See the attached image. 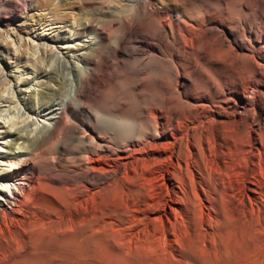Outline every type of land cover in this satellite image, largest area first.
<instances>
[{
	"label": "rangeland",
	"instance_id": "374dc122",
	"mask_svg": "<svg viewBox=\"0 0 264 264\" xmlns=\"http://www.w3.org/2000/svg\"><path fill=\"white\" fill-rule=\"evenodd\" d=\"M133 1L178 37L157 46L131 21ZM133 1H19L35 19L56 20L47 38L91 17L96 79L82 94L69 81L52 121L41 112L52 124L33 138L31 164L0 203V264H264V0ZM240 6L255 7L263 38ZM203 19L219 29L204 34ZM94 35L48 51H77ZM27 43L5 72L31 58ZM110 85L118 111L130 107L129 95L141 103L144 137L124 140L102 127L97 110ZM151 96L161 102L145 103Z\"/></svg>",
	"mask_w": 264,
	"mask_h": 264
},
{
	"label": "bare ground",
	"instance_id": "6f19581e",
	"mask_svg": "<svg viewBox=\"0 0 264 264\" xmlns=\"http://www.w3.org/2000/svg\"><path fill=\"white\" fill-rule=\"evenodd\" d=\"M19 1L20 0H0V203L2 198H6L8 194L13 193V188L16 186V182L14 180L15 175L17 176L24 173L31 164L32 157L29 151L31 142L35 136H38L39 133H41L45 128L47 129V125L52 124L51 121L55 117H58L56 116L58 110L66 103L68 96H70L72 92L74 85L70 83H81L82 94L90 91V88L92 87L91 83L93 79H96L95 71L91 70L89 66V60L91 61L93 57H91V55L96 48L95 40L97 39V35H94L95 29H89V25H87V22H90L91 17L85 18L86 20H83L84 23L82 24H79V22L77 24H73L72 29L68 34L62 36L51 34L47 38V35H45L44 32H48L52 28L51 26L57 23L53 22L56 20L51 22L47 20V18L40 17L35 19L33 13H31V10L27 11L28 9L24 8V6L21 5ZM178 1L177 3L179 4L180 2ZM216 1L220 4L224 3L226 0ZM255 1L257 0H248V4L250 6L256 5L254 4ZM162 2H164V5H166L165 3L170 1L166 2V0H163ZM140 3V1L136 3L133 1V4L131 3V5H134L135 7L131 8V21L138 26L139 30H145L148 32L149 37L154 39V43L160 48L166 41L170 39L172 41L175 39V37H178L176 36L177 30L173 24H170V27L167 30V25L163 23V17L160 16V14H157L158 18H155L152 16V13V17L147 19L146 16L149 15V12H144L142 10L143 4L141 5ZM207 4H209L208 1ZM250 6H240V8L243 10L246 9V12L252 15V22L256 23V29L253 30V32L255 37L257 36L258 38L263 31L261 26L257 25V21L259 20L257 19V15L254 11L255 7L250 9ZM29 8H33V5L29 6ZM168 9L175 13L176 18L181 17L183 14L179 6L173 5L168 7ZM243 10L241 11L245 13ZM100 11L101 9L99 12ZM56 12L57 11H55V15ZM117 12L120 14L121 12H124V10L122 11L120 9ZM23 13L26 15L25 19L24 17L20 16ZM101 14H105L103 10L101 11ZM111 14H116V12L112 11ZM212 14L213 13H211V15ZM171 15H169V18ZM43 16L44 15H42V17ZM44 17H47V15ZM196 17L197 16L194 18L196 19ZM230 18L231 17L229 16V19ZM212 19H215V17ZM246 19L248 20V18ZM167 20L168 19H166V21ZM184 20L186 21L187 18ZM213 21L205 22L204 19L199 21L198 24L200 26H205V29H203L204 34H213L214 27L219 29V26L214 25ZM187 22L190 21L187 20ZM252 22L250 21L251 27L253 26ZM168 23H172V21ZM179 23L181 24V22ZM215 23L217 24V22ZM237 24L238 23H236V26ZM221 30L223 32L226 31L225 28H221ZM242 31L243 34H245L247 32V28L243 26ZM54 32L55 31H52V33ZM85 34H89L90 36L94 35V37H92L89 43H85L82 47H79L77 51L71 49L68 54L64 53L63 48H60L59 51L55 52L51 50V53L48 51V47L49 45H52V43H62L64 46H68L70 42L76 43L77 41H80V39L77 37L79 35L83 37ZM34 35L38 36V39L35 38ZM254 35L250 36L248 41L249 44H252ZM261 38H263L262 35ZM27 39V48L31 51V58H28V61L25 63V65H20L21 62L17 60L16 65L14 67H10L8 72H5V68L3 66V63L5 64V60L14 58L15 55L21 51L22 46L25 45L23 42H26ZM8 40L16 45L15 49H11V47H4L3 44L8 43ZM242 44H244V42ZM9 45L10 44L7 46ZM157 59L160 62L164 61L162 55L158 56ZM28 64H30L31 69L27 67ZM28 75H31V77H28ZM69 81L71 82L69 83ZM117 95L118 94L116 93L114 86L110 85V87L106 90V94H104L101 100V108L97 111L99 119L102 122V127L109 132H114L117 137L124 140H130L133 137L143 136L144 127L149 123L147 120H143L141 122L140 117L136 113L137 109H141V103L138 102L135 97H132L133 94L129 95L128 98L130 99V107L123 109L121 108L122 110L118 111L120 97ZM160 102L161 99L155 98V96H151L145 101V103L157 104ZM43 111H45L44 115H47V117H44L45 121L51 120L49 123L44 122L43 124L39 119V116ZM47 138H43V141H46ZM77 147H79V145ZM4 162L6 164H3ZM7 168H9V171L10 168H12L13 172L7 173Z\"/></svg>",
	"mask_w": 264,
	"mask_h": 264
}]
</instances>
